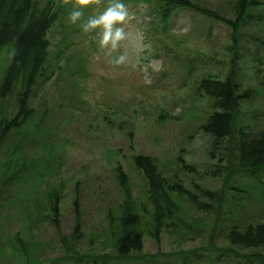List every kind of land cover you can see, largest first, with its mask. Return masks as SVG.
<instances>
[{"label": "rangeland", "instance_id": "rangeland-1", "mask_svg": "<svg viewBox=\"0 0 264 264\" xmlns=\"http://www.w3.org/2000/svg\"><path fill=\"white\" fill-rule=\"evenodd\" d=\"M34 1L37 6L47 7L53 18L44 33V62L28 99L33 112L24 129L9 132L1 143L0 176L10 168L11 146L24 130L32 138L20 143L19 160L23 158L29 167L45 173L39 177L32 174L20 187L2 194L0 264H49L60 254L56 229L40 219L48 214L43 198L47 184L59 191L57 218L61 234L71 230L72 203L76 200L82 236L72 255L108 250L107 209L112 206L110 212L115 217L123 199L114 170L117 166L127 176L130 198L142 206L139 214L144 215L143 221L147 219L150 205L144 198L142 176L131 162L134 154L153 156L169 183L180 181L191 191L194 185L218 188L225 165L231 171L235 167L229 160L235 149L225 139L212 145V136L200 128L215 107L213 97L199 87V80L222 78L234 56V76L241 98L237 124L245 138L264 130V0L250 6L235 31L236 40L231 25L207 14L233 19V0H187L190 6L167 7L163 21L159 18L166 8L163 1L122 0L133 17L128 28L143 31L145 42L151 44V55L119 68L108 63L105 50L99 47L98 30L84 33L80 22H68L74 0L68 4L63 0ZM107 3L102 0L99 7L85 9L84 19L103 11ZM10 54L8 44L0 46V77ZM18 87L15 83L7 95H0V118L14 113ZM178 157L184 167L187 163L192 169L186 171ZM8 158H12L10 163ZM233 178L236 185L229 192L233 195L230 210L224 202L228 192H224L217 209L212 207L207 212H188L187 204L180 200L183 217L196 221L181 237L171 224L162 228L157 240L143 233L141 249L135 254H158L163 264H172L159 255L207 245L214 219L221 224L219 217L225 218L224 225L261 219L264 172L259 180L239 175ZM16 231L26 241L24 254L12 241ZM222 235V227H216L212 243L224 247L225 252L257 251L231 245ZM203 255L205 252H200V258ZM221 256L229 257L230 262L248 260L251 262L245 264H258L244 257Z\"/></svg>", "mask_w": 264, "mask_h": 264}, {"label": "trees", "instance_id": "trees-1", "mask_svg": "<svg viewBox=\"0 0 264 264\" xmlns=\"http://www.w3.org/2000/svg\"><path fill=\"white\" fill-rule=\"evenodd\" d=\"M164 3V10L160 14V20H164L165 14H168V8H175L179 5L190 6L191 3L187 0H159ZM257 0H233L232 13L233 19L229 20L215 13H207L211 17L225 21L231 25V32L236 37L235 32L240 23L245 20L250 6L257 3ZM251 17V16H250ZM249 17V20H250ZM53 15L50 14L47 7L37 6L34 0H0V46L8 44L11 49L10 59L5 65L0 77V95H7L11 91L12 86L17 83L19 85L15 98L16 109L8 117L0 118V145L6 139V136L11 131L24 129L33 112L32 107L28 103L32 85L35 82L38 72L45 58L46 38L44 33ZM232 37V36H231ZM235 40L237 39L234 38ZM233 39V40H234ZM235 57V56H234ZM232 58L231 66L222 78L216 80L203 77L199 80V87L206 94L212 96V103L215 110H212L206 117L205 121L200 124L203 131L209 132L213 138L212 145L217 141L225 139L229 140L234 146V155L231 153L229 160L234 161L235 167L228 169L225 165V174L222 184L216 189L206 187H197L194 185V191L184 188L181 182H167V177H163L161 170L158 169L156 160L153 156L137 153L132 155L131 162L137 171L142 176V187L144 198L150 205V210L147 212V219L144 215H140L142 206L137 204L135 199L129 196V181L125 173L119 170L117 166L114 170L117 172V180L119 181L120 191L123 194L121 204L118 205L117 215H111L112 206L107 210L108 234L109 239L108 250H93L87 252H78L72 255L77 248L79 239L81 238L80 231V214L76 205V200H73L72 214L73 222L69 234L59 233L58 228V198L59 191L47 184V190L43 193V198L47 203L46 209L48 214L40 216L41 221L50 223L58 233L60 243V254L47 263L54 262L66 264H163V261L158 259V254L136 255L135 253L141 249V237L143 233L153 236L155 240L158 234L168 224L175 228V232L180 235L185 234V231L190 228L196 218H189L182 215V208L179 201L187 204L186 211L189 210L207 212L212 207L217 209L224 192H230L234 189L233 176L239 175L245 178L250 177L254 180H259L264 172V130L259 132L254 137L245 138L244 133L240 130L237 122L240 95L238 92L239 83L235 80L234 66L236 58ZM40 128V126L38 127ZM33 129V128H32ZM25 130L20 137L12 144L9 155L13 158H8L10 168L3 172L0 176V202L3 192L12 187H20L30 175L35 174L40 176L45 171H39L34 166L29 167L24 163V159L19 160L22 144L28 142L32 138ZM214 156L213 152L209 153ZM16 159V160H15ZM181 166L186 171L192 168L185 163ZM19 161V164L18 161ZM219 162L220 158L217 159ZM31 163V162H29ZM5 164V168H6ZM12 167V168H11ZM46 167V166H43ZM27 168L25 173L24 169ZM38 172V173H37ZM218 174V173H217ZM216 174V175H217ZM233 174V176H232ZM235 174V175H234ZM115 175V176H116ZM179 179V178H178ZM180 180V179H179ZM239 185V184H237ZM196 191V192H195ZM233 196V195H232ZM232 196L224 200L225 206L230 210L232 204ZM223 202V204H224ZM181 208V209H180ZM185 212V211H184ZM262 218L255 222L247 223H232L224 225L225 218L219 217L221 224L214 219L208 232V244L202 246H194L182 251L166 252L159 255L161 260L168 259L172 264H245V262L236 261L230 262V258H223L221 255H231L236 258L244 257L254 260L258 264H264V212ZM222 216V215H221ZM36 223V222H34ZM146 224V227L142 226ZM223 225V226H222ZM221 228L223 237L229 244L237 247L255 248L257 251L248 253H236L229 250L225 252V248L212 243L214 229ZM146 230V232H143ZM12 241L17 243L19 251L26 253V241H22L21 236L16 231L12 234ZM32 246V240L28 241ZM77 251V250H76ZM175 251V252H174ZM200 252H205L200 258ZM228 260V261H227ZM255 264V263H254Z\"/></svg>", "mask_w": 264, "mask_h": 264}, {"label": "clouds", "instance_id": "clouds-1", "mask_svg": "<svg viewBox=\"0 0 264 264\" xmlns=\"http://www.w3.org/2000/svg\"><path fill=\"white\" fill-rule=\"evenodd\" d=\"M68 4L69 0H63ZM102 0H74L68 22L75 25L80 22L84 33L97 32L99 47L105 50L108 63L114 67L126 66L129 63H139L151 55V44L145 42V36L139 28L129 29L133 19L129 8L122 0H108L107 6L97 14L84 19V10L92 6L99 7Z\"/></svg>", "mask_w": 264, "mask_h": 264}]
</instances>
